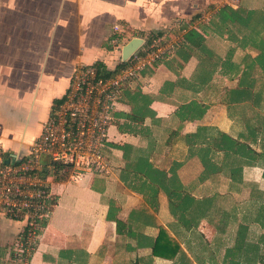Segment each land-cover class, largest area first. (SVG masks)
<instances>
[{
    "label": "crops",
    "instance_id": "1",
    "mask_svg": "<svg viewBox=\"0 0 264 264\" xmlns=\"http://www.w3.org/2000/svg\"><path fill=\"white\" fill-rule=\"evenodd\" d=\"M11 1L0 9V148L14 164L61 102L73 64L111 74L128 44L186 28L170 56L122 85L108 171L75 182L42 156L51 206L27 264H230L227 250L242 253L238 264H263L249 251L258 244L264 254V0H238L225 20L205 21L198 15L215 0ZM221 134L233 149L216 150L205 171L197 152ZM165 187L206 203L195 227L173 212ZM225 191L235 196L228 207L213 195ZM23 228L0 218V264H21L6 252ZM161 228L168 246L155 255Z\"/></svg>",
    "mask_w": 264,
    "mask_h": 264
},
{
    "label": "built area",
    "instance_id": "2",
    "mask_svg": "<svg viewBox=\"0 0 264 264\" xmlns=\"http://www.w3.org/2000/svg\"><path fill=\"white\" fill-rule=\"evenodd\" d=\"M238 0H215L198 15L208 20L221 6L236 7ZM118 30V26H114ZM180 34L168 30L158 34L150 44L117 57V68L107 74L97 63L77 61L61 102L42 121L36 138L26 146V156L18 163L3 162L0 148V218L22 221L14 247L6 255L13 262L27 264L39 235L42 221L50 213L51 188L37 174L42 156L56 171L79 182L87 173L109 170L105 155L112 113L117 110L122 85L139 72L170 56L179 46ZM113 50L120 51L117 37L110 40Z\"/></svg>",
    "mask_w": 264,
    "mask_h": 264
},
{
    "label": "trees",
    "instance_id": "3",
    "mask_svg": "<svg viewBox=\"0 0 264 264\" xmlns=\"http://www.w3.org/2000/svg\"><path fill=\"white\" fill-rule=\"evenodd\" d=\"M231 10L229 6H221L219 9L216 11L217 15L221 17V20H225L228 14L231 12L228 11ZM190 35H194V32L190 31L189 34H187V37ZM219 139H216L215 136H213L210 141H206L203 146H201L198 150V155L201 160L202 165L204 166L205 171H210L214 166V160H213V155L215 154L216 150H223V151H230L233 149V140L229 136H226L224 134H221ZM192 145L195 143V141H191ZM153 172H156L155 176L163 175V172H159V170H154ZM151 172H148L147 175L149 176ZM165 193L167 194L168 200H169V206L173 210H179L181 215V220L183 224L189 228L190 225L194 224V227L197 225L198 221H196V218L199 217L200 213L203 211L204 206H206V203L204 201H197L194 200L193 196H190L188 193L183 194L181 191H179L176 188H164ZM190 210L189 215L186 217V213L188 210ZM118 223V222H117ZM159 236L157 235L156 241L154 242L152 249L153 253L155 255H158L161 253L162 255V246L167 247L168 244L166 242H162V236L164 235V232H166L164 229L159 230ZM242 247V242L239 244V251H241ZM179 248V246H178ZM245 249V248H244ZM254 251V259L255 261H259L260 263L264 264V254L260 253L258 250V244L254 247L253 250L249 251L251 252ZM160 252V253H158ZM181 256H186L184 252H181ZM248 253V254H249ZM244 254L247 255V251L244 250ZM249 254V255H250ZM236 255L241 257L242 253H234L231 250H227L224 254L225 259H229L230 264H238L239 262V257L236 259ZM188 259V258H187ZM252 259V258H250Z\"/></svg>",
    "mask_w": 264,
    "mask_h": 264
},
{
    "label": "rangeland",
    "instance_id": "4",
    "mask_svg": "<svg viewBox=\"0 0 264 264\" xmlns=\"http://www.w3.org/2000/svg\"><path fill=\"white\" fill-rule=\"evenodd\" d=\"M10 3H13V1L10 0ZM8 5V0H0V9L2 12V7H4L3 12L6 11V6ZM7 15V13H6ZM5 15V16H6ZM221 191V190H220ZM218 193H214V197H216L218 199L216 204H219L220 206H224V207H228V204L230 203V205L232 204V201L235 199V196L233 197L231 194L228 193V191H225L224 193L221 194V197H217ZM242 196V194H240ZM241 196H238L236 198H239Z\"/></svg>",
    "mask_w": 264,
    "mask_h": 264
},
{
    "label": "water",
    "instance_id": "5",
    "mask_svg": "<svg viewBox=\"0 0 264 264\" xmlns=\"http://www.w3.org/2000/svg\"><path fill=\"white\" fill-rule=\"evenodd\" d=\"M136 47V43L135 41L133 43H130L128 44L126 47H125V50H124V57H127L129 55L130 52H132L134 50V48Z\"/></svg>",
    "mask_w": 264,
    "mask_h": 264
}]
</instances>
